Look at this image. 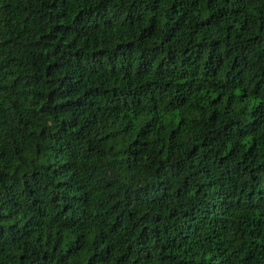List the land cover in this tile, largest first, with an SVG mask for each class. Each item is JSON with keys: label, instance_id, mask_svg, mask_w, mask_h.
Returning <instances> with one entry per match:
<instances>
[{"label": "trees", "instance_id": "trees-1", "mask_svg": "<svg viewBox=\"0 0 264 264\" xmlns=\"http://www.w3.org/2000/svg\"><path fill=\"white\" fill-rule=\"evenodd\" d=\"M0 264H264V0H0Z\"/></svg>", "mask_w": 264, "mask_h": 264}]
</instances>
